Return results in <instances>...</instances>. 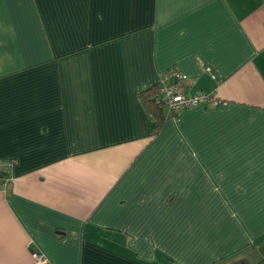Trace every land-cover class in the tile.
Instances as JSON below:
<instances>
[{"label":"crops","instance_id":"1","mask_svg":"<svg viewBox=\"0 0 264 264\" xmlns=\"http://www.w3.org/2000/svg\"><path fill=\"white\" fill-rule=\"evenodd\" d=\"M0 164V264H264V0H0Z\"/></svg>","mask_w":264,"mask_h":264},{"label":"built area","instance_id":"2","mask_svg":"<svg viewBox=\"0 0 264 264\" xmlns=\"http://www.w3.org/2000/svg\"><path fill=\"white\" fill-rule=\"evenodd\" d=\"M170 73L171 74L168 78L160 84L159 96L156 99L157 102H163L170 111H177L184 108H195L199 106L217 107L224 103L211 94H187L184 83L188 81L189 78L186 75L174 70ZM212 76L214 77L213 74ZM6 167H11V165L8 164ZM1 171L2 167L0 164V173ZM3 180L7 181L6 178H3ZM34 258L36 260V264H51L42 253H34Z\"/></svg>","mask_w":264,"mask_h":264},{"label":"trees","instance_id":"3","mask_svg":"<svg viewBox=\"0 0 264 264\" xmlns=\"http://www.w3.org/2000/svg\"><path fill=\"white\" fill-rule=\"evenodd\" d=\"M159 92L160 86L152 87L141 94V100L149 112L159 117L160 120H163L165 119L166 107L164 104L156 102ZM3 170L1 172H3ZM3 178H6V175L0 173V180Z\"/></svg>","mask_w":264,"mask_h":264}]
</instances>
